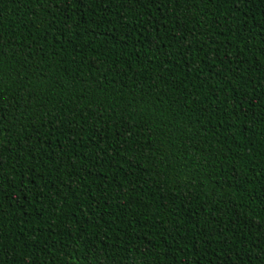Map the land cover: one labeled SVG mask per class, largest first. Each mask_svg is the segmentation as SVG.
I'll return each instance as SVG.
<instances>
[{
  "label": "trees",
  "instance_id": "16d2710c",
  "mask_svg": "<svg viewBox=\"0 0 264 264\" xmlns=\"http://www.w3.org/2000/svg\"><path fill=\"white\" fill-rule=\"evenodd\" d=\"M0 264H264V0H0Z\"/></svg>",
  "mask_w": 264,
  "mask_h": 264
}]
</instances>
